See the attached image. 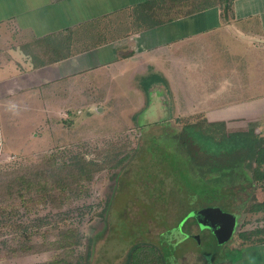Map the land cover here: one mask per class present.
Wrapping results in <instances>:
<instances>
[{
  "label": "crops",
  "instance_id": "obj_1",
  "mask_svg": "<svg viewBox=\"0 0 264 264\" xmlns=\"http://www.w3.org/2000/svg\"><path fill=\"white\" fill-rule=\"evenodd\" d=\"M209 1L0 0V160L93 109L219 125L233 152L264 136V0ZM243 244L233 264H264V241Z\"/></svg>",
  "mask_w": 264,
  "mask_h": 264
},
{
  "label": "rangeland",
  "instance_id": "obj_2",
  "mask_svg": "<svg viewBox=\"0 0 264 264\" xmlns=\"http://www.w3.org/2000/svg\"><path fill=\"white\" fill-rule=\"evenodd\" d=\"M80 117L59 145L0 160V264H233L246 238L264 241L254 128L233 152L204 121ZM208 209L234 219L224 244L200 227Z\"/></svg>",
  "mask_w": 264,
  "mask_h": 264
},
{
  "label": "water",
  "instance_id": "obj_3",
  "mask_svg": "<svg viewBox=\"0 0 264 264\" xmlns=\"http://www.w3.org/2000/svg\"><path fill=\"white\" fill-rule=\"evenodd\" d=\"M200 218H201L200 227L203 230H208L212 232L213 235L217 237L218 242L220 244H224L230 239L229 238L230 236L227 237L226 239L220 238V232H225V231H222L223 228H226L227 226H230L234 223V219L230 218V215L222 213L221 210L208 209L206 211H203V213H201ZM195 240L200 242L199 237H196Z\"/></svg>",
  "mask_w": 264,
  "mask_h": 264
},
{
  "label": "trees",
  "instance_id": "obj_4",
  "mask_svg": "<svg viewBox=\"0 0 264 264\" xmlns=\"http://www.w3.org/2000/svg\"><path fill=\"white\" fill-rule=\"evenodd\" d=\"M236 141L237 142L234 143V146H232V148H235L236 149L235 152H238V150H241L242 149L243 145L242 144H239L240 142H242L239 139H237ZM239 147H240V149H239ZM243 149L246 150L247 148H243ZM249 149H251V148H249ZM230 151H231V149H230ZM243 151H241V152H243ZM255 164L257 166V169L255 170V174H254L255 181L258 184H260L261 186H264V171L262 170V168H264V147H260L259 146V147L256 148V152H255ZM253 212L254 213H259V214L260 213H264V202L261 203V204L256 205V207L254 208ZM172 254H169V255L172 256ZM169 255L166 257V260L167 261L169 260Z\"/></svg>",
  "mask_w": 264,
  "mask_h": 264
}]
</instances>
